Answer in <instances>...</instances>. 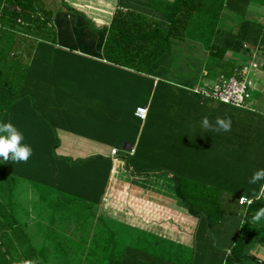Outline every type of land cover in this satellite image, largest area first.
<instances>
[{
  "label": "crops",
  "instance_id": "obj_1",
  "mask_svg": "<svg viewBox=\"0 0 264 264\" xmlns=\"http://www.w3.org/2000/svg\"><path fill=\"white\" fill-rule=\"evenodd\" d=\"M154 1L172 3L174 0ZM67 2L77 11H67L60 7L55 12V53L73 61L70 66L62 64L50 69L48 79L51 83H48L49 86H42L44 90L52 92L54 97V105L47 110L59 126V135L64 138L65 146L61 152L70 156L89 152L93 154L95 150L103 152L108 149L96 145L88 138L96 135L118 136L119 154L117 157L111 155L113 170L104 205L101 204L99 208L101 210V206H104L109 212H97L117 221L119 226L134 228L130 231L136 236L148 233L172 244L196 249L197 244L194 245L193 238L199 217L190 214L187 205L176 193V184L188 186L190 196L192 194L198 200L199 206L204 208L207 202L224 200L222 193H219L221 198L209 193L211 186L221 183L223 185V182L226 190L224 193H233L230 199L238 208H245L239 203L241 197L249 200L264 199V182L249 184L244 179L235 181L237 170L250 169L249 176L245 175L248 178L257 169L264 168V29L260 31L257 27L255 31L248 32H253L256 36V42L250 40V43H243L244 49L248 48V51H229L226 54V58L235 63L234 73L252 61L257 63V67L251 71L248 83L250 92L257 90L258 96H251L247 108H239L194 92V88L200 86L212 87L221 76L206 72L208 51L194 40H172L170 53L149 70L150 76L154 78L150 88L141 79L128 82L124 71L108 65L104 56V45L109 33L108 27L117 9L149 13L159 19L162 26L167 27V16L158 10H151V0ZM248 11L264 24V5L253 2ZM227 25L234 27L237 23L228 22ZM94 26L98 30L93 29ZM159 79L161 81L158 84ZM144 88L150 94L148 98H142ZM134 89L141 90L136 94L139 96L138 101L129 98ZM151 100L153 112L144 124L136 112L134 114L131 111L137 104L136 108H149ZM43 102L41 94L40 103ZM203 117H207L210 124L214 123L216 117H228L232 122L231 130H205L200 126ZM97 121H117L118 126L108 123L102 128L104 132L99 133L95 124ZM84 137L87 139L81 140ZM127 154L134 155L139 168L151 170L150 174L131 176L124 167L117 171L116 164H124L122 156L128 157ZM116 176L118 178L115 179ZM20 185L22 192L26 189L33 190L39 202L47 201L46 196H42V190L37 192L26 182H21ZM234 185H244L246 190L233 188ZM201 186H207V191L200 189ZM196 187L200 190L194 192ZM45 195L54 196L56 201L59 199L56 193L46 192ZM61 200L70 201V198L64 196ZM58 204L59 202L56 205ZM71 204L74 202L67 203L64 207L73 210L74 206H70ZM81 204L87 206L84 202ZM91 214L93 218V209ZM25 231L27 232L26 228ZM93 231L94 228L87 236V243H84L86 247L90 246L89 238ZM257 237L263 239L264 234L259 233ZM152 241L145 243L144 247L158 244ZM166 242L157 246H166ZM199 244V250L208 249L205 242ZM61 246V243L54 242L57 249ZM260 251L256 252V257H264ZM246 253L249 254L247 250ZM88 261L89 264L94 263L93 258ZM166 261L150 255L137 257L134 263H172ZM199 263L207 264L206 256L201 257Z\"/></svg>",
  "mask_w": 264,
  "mask_h": 264
},
{
  "label": "trees",
  "instance_id": "obj_2",
  "mask_svg": "<svg viewBox=\"0 0 264 264\" xmlns=\"http://www.w3.org/2000/svg\"><path fill=\"white\" fill-rule=\"evenodd\" d=\"M151 2V10H158L167 16V27L162 26L159 19L149 13L134 9L126 11L117 9L108 27L109 33L104 45V56L108 65L124 71L128 76L126 78L128 82H137L141 79L146 82L148 88L154 82L149 73L150 68L170 53L173 39L183 41L190 39L201 43L208 51L206 72L230 76L235 71V63L226 58V54L229 51H248V48L244 49L243 43L256 42L253 32L250 34L248 32L255 31L257 27L260 31L264 29V24L257 16H251V12L248 11L251 3L264 5V0H174L172 3L151 0ZM60 3L62 6L48 8L42 0H0V120L13 123L23 133V142L32 148V155L27 162H0V264L47 263L44 261L46 258L40 255L32 244L18 217L19 203L16 194L21 182L30 183L37 192L42 190V196H46V192L58 194L59 199L56 202H59V205L64 206L71 202L80 205L84 202L89 209L93 208L95 213L103 204L112 174L114 165L112 151L119 148L118 136L96 135L88 139L108 150L103 152L95 150L93 154L89 152L73 156L62 153V147L65 146L64 138L59 135V126L55 120L52 117H46V120L30 106L22 104V100L18 99L13 91L15 87H19L20 91L22 90L21 96H24L26 93L22 86L34 78L35 88H39L43 96L45 88L42 87L44 86L42 82L38 81L48 79L50 70L45 67L47 57L54 58L47 55L43 49H52L54 53L57 47L54 14L60 7L67 11H77L67 0H61ZM228 22L237 23V26L231 27L227 25ZM252 27L253 29H250ZM93 29L98 30L95 26ZM36 38L39 43L34 44ZM41 44L43 45L41 55L44 56L38 60ZM21 51H24L25 57L30 60L29 63L24 60ZM160 81L161 79L158 80V84ZM158 84L154 88L153 98ZM139 91L141 90L134 89L129 98L138 101L139 96L136 94L138 95ZM142 91V98H148L150 94L145 88ZM152 104L151 100L146 119H141L144 124L151 117ZM137 105L131 111L134 114ZM48 108L51 106L45 110ZM47 112L49 114L48 110ZM108 123L118 126L117 121H97L95 122L99 129L97 132L103 133L102 128ZM85 139L87 138H81ZM127 155L128 157L122 156L124 164L117 163V168L124 167L131 176L150 174L151 170L140 169L136 164L135 153ZM175 188L190 214L199 217L193 239L197 246L198 243L205 242L208 248L204 251L207 264H241L250 256L246 253V247L250 239L260 233L251 218L259 208L264 207V199L254 200L248 207L244 205L243 232L236 234L232 247L225 252L219 249L211 234L212 227L226 218L218 202H207L204 208L199 206L196 198L190 199L183 194L184 189L190 190L188 186L179 183ZM64 196H68L70 201L61 200ZM109 223L119 225L117 221L100 213L86 253V258L94 259L93 264H101L102 260L106 261L105 264H135L137 257L134 261L130 260L126 256L128 252H124L130 249L136 250L132 256L152 255L157 258L160 256L159 259L176 264L177 257H182L181 250L187 251L176 243L172 244L164 238L148 233L139 234L138 238L144 243L149 244L152 240L158 243L152 248H147L159 250L156 251L159 254L155 252L150 254L146 251L149 250L147 248H140L143 250L141 251L138 248V240L135 243L129 241V237L126 238L128 241L125 240L120 246L118 245L120 241L116 244L119 239L118 233L111 231ZM162 242L178 248L162 249L157 246ZM23 246L27 249L21 254L18 248ZM193 249L188 251V257H191L194 251L195 256H198L195 248ZM115 257H119L120 260ZM178 264L184 263L178 261Z\"/></svg>",
  "mask_w": 264,
  "mask_h": 264
},
{
  "label": "rangeland",
  "instance_id": "obj_3",
  "mask_svg": "<svg viewBox=\"0 0 264 264\" xmlns=\"http://www.w3.org/2000/svg\"><path fill=\"white\" fill-rule=\"evenodd\" d=\"M42 1L46 3V6L48 8H55V7L61 6L60 4L61 0H42ZM38 41H39L38 38L34 39V44L39 43ZM22 46L24 47L25 45L22 44ZM42 46L43 45L41 44L39 47L40 49L38 53V60L39 58L44 56V54L41 55L42 48H43ZM51 50L43 49V51L46 52L47 55H52L54 57L50 59L47 57V63H46L47 66L45 67L48 68V70L56 66H61L62 64H66L67 66H70L72 64V61H73L72 59H70L69 57L62 58L61 55H56V53L55 52L53 53V51ZM21 55L22 57H24V60L28 61V58L25 57L24 55V51H21ZM20 59H23V58H20ZM29 61L27 63H29ZM49 81L50 79H44L43 81L39 79L38 83L42 82L44 87H46V86H49L48 84ZM35 86L36 85L34 84V78H33L32 80H29L26 84H24V86H22L24 88L23 91L26 93L24 96H21L22 90L20 91L19 87H15L13 91L14 93H16V97L22 100L21 102L22 104L26 106H30L37 113H40L44 119H46V117H51V115L48 114L45 108L54 105L55 101H54L52 92L50 93V91L43 90L44 102L40 103V97H41L42 91H40L39 88L36 89ZM201 87H204L207 89L210 88L208 86H201ZM258 93L259 92L257 90H252L251 94L253 95V97H257ZM118 169L119 168H117V171ZM250 171H251L250 169L237 170L236 173H238V176L236 179L234 178L235 181L237 180L243 181L244 179V181L248 182L249 177L247 178L245 175L249 176ZM116 178H118V176H116L115 179ZM223 183L225 184V182ZM224 184L222 185L221 183L220 185L211 186L209 189V193L214 196L219 195V193L223 194L222 197L224 198V200H221L220 202H218V204L220 205V208L223 207V211H224L223 215H225L226 218L224 217V219L218 225L215 224L212 227L211 234L213 235L214 241L219 247V249L227 252L228 249L232 247L234 238L237 236L236 234L243 232L244 221H245V208L244 209L240 207L238 208L237 205L234 203V201L230 199V197L232 196L231 194L233 193H224V191H226L224 188ZM115 187L117 188V186ZM197 187L194 192H197L200 189L206 190L207 186H201L199 190ZM234 187L236 188L240 187L244 189V191L246 190L245 189L246 186L244 185H238V186L234 185L233 188ZM34 194L36 195V193L33 192V190H29V189L28 190L26 189V191L22 192L19 187V189L17 190V194H16V199L19 203L18 217L20 221L22 222L23 227L26 228L28 234L32 236L33 238L31 239L32 244L38 249L40 255L46 258L44 259L45 263L47 261L46 264H72V263L78 264V261L82 260L81 261L82 264H89L88 259L90 258H86L88 247H86L84 243H87V236L92 230V228L95 229V227H92V226H94V224L96 226L99 212H95V215H93V218H91L92 216L91 210L93 208L88 210L89 208H86L87 206H84L81 204L80 205L71 204L70 206H74L73 207L74 209L71 210L70 208L68 209L64 207L63 205H59V204L56 205L57 202L54 199V196L52 197V196L46 195L48 202L43 201V200L39 202V200L36 199V196ZM183 194L186 197H189L190 199L193 198L192 194L190 196L189 189H184ZM108 197H111V196H108ZM219 197L221 198V195H219ZM111 201H109L110 204H112ZM105 204L108 205V203H105ZM102 205H104V202ZM98 211H100V209H98ZM101 211H104L107 213L109 212V210L105 209L104 206L103 207L101 206ZM93 212H94V209H93ZM92 221H94L95 223L92 224L91 223ZM253 224L259 228L260 234L263 235L264 234V220L257 222V223H253ZM109 225L112 228L111 231L118 233L119 239L116 241V244L120 241L121 243H119L118 245L120 246L123 245V242H125V240L128 241V239L126 238L129 237V241H132V242L135 241L136 243V241L138 240L139 245L138 244L137 245L139 249L145 248L144 247L145 243L142 242L138 238V235L136 236L135 233L133 234L131 233L130 229H134V228L122 227V226L112 224V223H109ZM124 235H127V236L125 237ZM257 236L250 239L247 245V248H246L250 256L244 259L241 264H264L263 256L256 257L257 256L256 252L260 250H262L260 251V253L264 255V241H263L264 238L260 239ZM91 237L89 238V240L91 239ZM131 237L137 238V239L131 240L130 239ZM54 242L61 243L62 245L60 247L61 249L59 248L58 250L57 249L58 246L54 247ZM112 245H113V242H112ZM194 245H195V242H194ZM198 245L200 244L198 243ZM148 247L152 248L151 245H148ZM159 247L162 249L178 248V246L172 247L171 245H168V244L166 246L162 245ZM181 247H183L184 249L187 248L186 246H181ZM193 248H187L185 249L187 250L185 252L181 250L183 252L181 255L182 257L180 256L177 257V260L181 261L184 264L188 262H189L188 264H200L199 260H201V257L205 256L204 255L205 250L201 251L196 246L195 250L198 253V256H195L196 253L194 251L193 255L191 257H188V251L189 250L192 251ZM25 249H27L25 246L19 247L18 251L19 253L24 254ZM126 251L128 252L126 256L130 260L134 261L135 257H138V258L143 257L142 255L132 256L134 252L136 253V250H132V249L124 250V252ZM146 251H149V253L152 254L153 252L158 253L156 251H159V250L149 249ZM126 256H123V257H126ZM115 258L119 259V257H115ZM96 259L98 258L96 257ZM177 260L175 262L176 264H178ZM101 264H104V260L101 261Z\"/></svg>",
  "mask_w": 264,
  "mask_h": 264
},
{
  "label": "clouds",
  "instance_id": "obj_4",
  "mask_svg": "<svg viewBox=\"0 0 264 264\" xmlns=\"http://www.w3.org/2000/svg\"><path fill=\"white\" fill-rule=\"evenodd\" d=\"M231 124V119L228 117H216L213 124L209 123L207 117L201 118L200 121L203 129L216 132H229ZM23 141V133L13 123L0 120V162H27L32 155V148ZM257 181L264 182V168L254 171L248 179L249 184H255ZM251 219L253 223L264 220V207L259 208Z\"/></svg>",
  "mask_w": 264,
  "mask_h": 264
},
{
  "label": "built area",
  "instance_id": "obj_5",
  "mask_svg": "<svg viewBox=\"0 0 264 264\" xmlns=\"http://www.w3.org/2000/svg\"><path fill=\"white\" fill-rule=\"evenodd\" d=\"M257 67V63L252 61L249 65L238 69L233 75H222L218 81L209 89L204 87L194 88V92L205 97L215 99L225 104H230L239 108H247V102L252 94L249 90L248 78L253 68ZM148 114V108L138 107L136 115L145 120ZM118 149L112 151V157H117ZM254 200L245 197L239 198V203L248 207Z\"/></svg>",
  "mask_w": 264,
  "mask_h": 264
}]
</instances>
